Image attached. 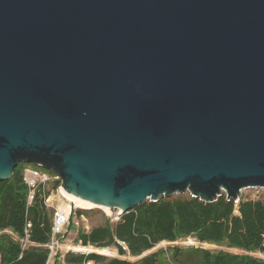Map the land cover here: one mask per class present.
I'll return each mask as SVG.
<instances>
[{"label":"water","instance_id":"obj_1","mask_svg":"<svg viewBox=\"0 0 264 264\" xmlns=\"http://www.w3.org/2000/svg\"><path fill=\"white\" fill-rule=\"evenodd\" d=\"M18 163L122 214L264 188V0H0V181Z\"/></svg>","mask_w":264,"mask_h":264},{"label":"trees","instance_id":"obj_2","mask_svg":"<svg viewBox=\"0 0 264 264\" xmlns=\"http://www.w3.org/2000/svg\"><path fill=\"white\" fill-rule=\"evenodd\" d=\"M28 165L32 164L18 163L13 178L0 181L3 264H46L48 259L45 244L52 233L53 213L46 206L41 190L27 207L29 188L23 175ZM54 183L55 188L62 184L60 179ZM73 212L82 215L80 210ZM27 220L32 223L30 241L36 244L23 251L20 238L24 236ZM189 237L226 249L214 251L205 246L175 244L147 254L163 242L173 244ZM76 241L95 249L114 248L119 256L67 252L66 264H264V258L258 256L264 253V200L240 198L236 203L234 199L229 201L226 193L212 203L192 194L164 197L158 202L147 200L123 213L114 223L107 219L102 226L80 232ZM167 251L170 256L166 259ZM128 254L139 259H127Z\"/></svg>","mask_w":264,"mask_h":264},{"label":"built area","instance_id":"obj_3","mask_svg":"<svg viewBox=\"0 0 264 264\" xmlns=\"http://www.w3.org/2000/svg\"><path fill=\"white\" fill-rule=\"evenodd\" d=\"M51 176H55L57 179H59L58 175L56 174L53 175L49 170L44 168L39 169L37 166H33V165H28L27 167L24 168L23 180L24 183L27 184L29 188L28 196H27L28 199L27 207H29L35 200L34 197L36 195V192L41 190L42 195L45 198L46 206L48 208L54 209V216L52 219L53 221L52 233L50 235L49 242L45 244V246L48 248V259L46 264H66L65 254L67 252H74V251L81 253L97 252L99 254H102L99 252V250H103V249H95L93 246L86 247V246H82L81 243H76L73 245L66 244L65 239L72 228V216L74 213L73 211L75 210H73L74 206L69 208L68 211L63 210L60 206L58 207L55 206L54 198L52 197L53 193L50 192L48 188L49 182L51 181ZM62 189L63 188L60 187V189L57 191H59V193H61L62 196L64 197L63 193L61 192ZM262 189L264 190V188ZM235 202L238 203L239 200ZM120 214L122 215V213ZM75 223L78 224V222ZM31 230H32V223L30 220H27L25 225L24 236L20 238L23 251L29 248L30 245L36 244L30 241ZM122 245H124V248H126L125 243H122ZM23 251L19 255L20 258H22ZM258 256L264 258V253L258 254ZM0 264H3L1 256H0ZM88 264H93V262H89Z\"/></svg>","mask_w":264,"mask_h":264},{"label":"rangeland","instance_id":"obj_4","mask_svg":"<svg viewBox=\"0 0 264 264\" xmlns=\"http://www.w3.org/2000/svg\"><path fill=\"white\" fill-rule=\"evenodd\" d=\"M39 169H42L41 167H38ZM57 180V178L55 176H51V181L49 182L48 188L50 190V192L53 193L52 197L54 198V204L56 207L60 206L63 210L68 211L69 208L73 207V210H80L82 211V216H78V214H73L72 216V228L69 231V234L67 235L65 241L66 244L69 245H73L76 244L77 241V237L79 235L80 232H88L91 229L98 227V226H102V224H104L106 222L107 219H109L112 223L116 222V220H118L119 216L121 215L120 211L122 210H118V209H111L109 208L108 210L104 209L103 207H81V206H77L73 201H71L68 197H66L64 195V197L62 196L61 193H59V190L61 185H59L57 188H55L54 186V182ZM63 190V189H62ZM179 195H183V196H188L190 195L189 192L185 193V194H177L174 193V195L172 196V198L177 197ZM241 198L243 199H253V200H264V190L262 188L260 189H255V188H246L245 190H242V195ZM50 212L53 213L54 216V209L50 208ZM75 222H78V224H76ZM15 237V235H14ZM175 244H179L182 246H190V245H194V246H202V247H207L210 248L214 251H218L219 249H226L225 246H216L214 244H209V243H200L198 242L195 238L193 237H189V239L187 240H179L173 244H168L166 242L161 243V245H159L158 247H155L154 249L150 250V252H147V254L151 253V252H156L158 250H160L161 248L166 249L169 246H174ZM108 249V248H105ZM104 250V249H103ZM108 252H104L103 254L108 255V256H119L118 252H116V250L114 248L108 249ZM102 251V250H100ZM146 256V255H144ZM170 256L169 252L167 251L165 254L166 259ZM127 259H139V257H133L130 256L129 254L126 256ZM143 257V256H142ZM141 258V257H140ZM166 264H171L170 262L166 263Z\"/></svg>","mask_w":264,"mask_h":264},{"label":"bare ground","instance_id":"obj_5","mask_svg":"<svg viewBox=\"0 0 264 264\" xmlns=\"http://www.w3.org/2000/svg\"><path fill=\"white\" fill-rule=\"evenodd\" d=\"M62 193H63V195H65L66 197H68L71 201H73L77 206H81V207H85V208H87V207H103L104 209H106V210H108L109 209V207L108 206H105V205H97V204H94V203H92V202H90V201H85V200H83V199H81V198H79V197H75V196H71V195H69L64 189L61 191ZM109 250L108 249H104V250H102V251H100L99 250V252L100 253H106V252H108ZM109 255V254H108Z\"/></svg>","mask_w":264,"mask_h":264}]
</instances>
